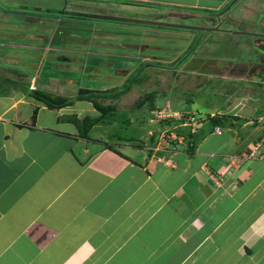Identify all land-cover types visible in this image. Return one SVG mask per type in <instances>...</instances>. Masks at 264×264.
Masks as SVG:
<instances>
[{"label": "crops", "instance_id": "obj_1", "mask_svg": "<svg viewBox=\"0 0 264 264\" xmlns=\"http://www.w3.org/2000/svg\"><path fill=\"white\" fill-rule=\"evenodd\" d=\"M2 14L3 21L9 16L29 22L35 36L44 34L40 25L57 22ZM108 27L95 36L103 37ZM51 31L53 26L46 34ZM177 33L190 39L189 49L195 35ZM13 34L0 38V264H264L263 66H246L247 76L222 72L228 82L213 87L219 97L213 105L193 101L181 113L170 100L151 103L148 120L127 122L160 142L145 148L113 136L118 106L107 118L92 102L78 100L80 90L104 97L117 86L99 82L66 93L76 84L74 75L90 72L84 80L99 79V69L65 70L72 75L63 69L56 76L49 66L36 86L31 80L39 61L1 51L16 39ZM76 35L70 32V41ZM85 42L91 45L94 36ZM15 47L16 40L9 48ZM176 50L174 62L182 52ZM126 73L122 85L132 70ZM20 81H26L23 89ZM131 89L125 85L114 95ZM48 96L73 103L54 109L43 101ZM114 97L99 103L113 106ZM136 102L126 110H142ZM158 113L165 119H154ZM188 115L196 123L185 126L181 116ZM101 116L107 123H100Z\"/></svg>", "mask_w": 264, "mask_h": 264}, {"label": "rangeland", "instance_id": "obj_2", "mask_svg": "<svg viewBox=\"0 0 264 264\" xmlns=\"http://www.w3.org/2000/svg\"><path fill=\"white\" fill-rule=\"evenodd\" d=\"M186 3L199 7H188L184 5ZM104 10L108 13L104 14ZM0 12L3 13L2 15H21L25 18L57 21L54 25H40L38 30L44 34L39 33L35 36L36 30L32 25H27L29 22L23 19L5 16L4 21L0 20V38L4 36L8 39L9 34L13 33L16 37L15 49L9 48L14 41L10 40L1 51L9 54V51L13 53L16 50V54L20 53L24 60L39 61L37 68L39 73L31 80L36 86L40 81L39 77H42L43 73L45 74L44 70L50 66L56 76L63 69L64 75H72L65 71L68 69H71L73 74L81 70L94 72L99 69L101 73L97 77L99 79L84 80L83 77L92 74L90 72L74 75L76 84L66 89V93L70 95H74L79 88H86L99 82L102 87L117 86L107 90V93L103 92L106 98L113 96L115 92H120L125 85L132 87L128 95L124 93L114 102L116 105L112 106L113 108L118 106L117 112L115 111L117 115L115 122L118 124L115 125L116 131L113 129L112 132L118 133L117 136L113 134L114 137L119 138L121 135L122 140L138 142L145 148L156 147L160 142H156L157 138L150 137L149 140V136L142 133V128L138 129L137 123H134L136 127L130 128L128 123L148 120L149 116L146 115L149 114L151 103L157 101V105L162 106L166 100H170L173 109L181 113H185L181 108L191 106L190 103L193 101L201 102L202 107L212 102L213 105L219 99L216 91H212L213 87L215 90L221 83L228 82L223 80L222 72L232 75L245 73L247 76L250 71L246 66L249 65L254 67L260 65L264 70V0H0ZM128 14L141 16L149 22L177 24L212 31H182L147 24L135 25L89 19L97 15L119 17ZM126 16L123 18H127ZM215 21L216 23H213ZM9 25H15V32L10 31ZM52 26L54 31L49 35L46 34L48 28ZM108 26H111V30L106 29L103 37L95 36L99 31L104 32L103 28ZM139 30L145 32L140 33ZM177 31L195 35V41L189 49L185 46L190 39L178 37L175 35L178 34ZM70 32L77 34L78 40L70 41ZM109 36L114 40H110ZM87 38L91 39V45L85 42ZM125 38H128L127 43ZM164 45H168L166 50L159 52L160 46ZM176 48L182 52L180 51L181 54L174 62L171 59L179 53ZM161 53L166 56V62L159 60ZM125 56H137V60L131 62L130 59L123 58ZM147 58L150 60L142 62ZM98 60L100 65L97 64ZM92 67H95V70H92ZM129 70H132L131 77L122 85ZM194 71L204 74V78L196 77ZM25 83L26 81H20L22 89ZM36 86V90H33L32 86L34 92L37 91ZM6 87L8 85L1 89ZM205 88L207 94L202 93ZM149 93H152V96ZM139 99L145 101L150 99V101L142 110H126ZM103 106L107 107L110 104ZM115 113L113 110L109 115L113 116ZM161 116V118L157 117L158 119L155 116L154 119L163 120L166 117L163 114ZM101 118L103 119V116ZM107 118L100 123H107ZM110 135L111 133L108 137Z\"/></svg>", "mask_w": 264, "mask_h": 264}, {"label": "trees", "instance_id": "obj_3", "mask_svg": "<svg viewBox=\"0 0 264 264\" xmlns=\"http://www.w3.org/2000/svg\"><path fill=\"white\" fill-rule=\"evenodd\" d=\"M128 89H131V87H128ZM80 92V94H81V96H79L78 97V100H81V99H86V100H88L89 102H92L93 104H94V106H95V108L101 113V115H105V116H107V115H109V113L111 112V111H113L115 108H113L112 106H101L100 105V103H99V99H101V98H106V96H100L99 94H94V93H92L91 92V95H87L86 96V94H89V92L88 91H86V90H80L79 91ZM86 92H88V93H86ZM124 93H126V91H122L121 93H118V94H116L115 95V97H114V100H119L123 95H124ZM149 95H151L152 96V94H149ZM114 96V95H113ZM155 96V95H154ZM110 97V96H109ZM109 97H107V98H109ZM43 99V98H42ZM43 101H45L51 108H56V109H62V108H64L65 106H67V105H69L70 103L72 104L73 102L72 101H67V100H65L64 98H60V97H53V96H48V97H46V99L45 100H43ZM148 101H150V99H148L147 101H145V100H138L136 103H135V105H136V107L137 108H143V107H145L146 106V104H147V102ZM33 120H36V112H35V114H34V117H33ZM91 123L92 124H94L95 123V120H92L91 121Z\"/></svg>", "mask_w": 264, "mask_h": 264}, {"label": "water", "instance_id": "obj_4", "mask_svg": "<svg viewBox=\"0 0 264 264\" xmlns=\"http://www.w3.org/2000/svg\"><path fill=\"white\" fill-rule=\"evenodd\" d=\"M86 17V16H81ZM140 17V16H139ZM88 18V17H86ZM92 19H98L102 21H109V22H118V23H134L139 25H152V26H159V27H165V28H174V29H185L190 31H202V28H195L190 26H184V25H177V24H165V23H156V22H149L148 20H145L144 18H123V17H115V16H107V15H97L89 17Z\"/></svg>", "mask_w": 264, "mask_h": 264}, {"label": "built area", "instance_id": "obj_5", "mask_svg": "<svg viewBox=\"0 0 264 264\" xmlns=\"http://www.w3.org/2000/svg\"><path fill=\"white\" fill-rule=\"evenodd\" d=\"M33 90H36L35 86H33ZM162 113H158L157 117L161 118ZM181 119H183V121H185V123H183L185 126H190L191 124L196 123V118L194 116H181ZM217 132L220 133V129H217ZM256 148L251 149L252 153L254 154Z\"/></svg>", "mask_w": 264, "mask_h": 264}, {"label": "flooded vegetation", "instance_id": "obj_6", "mask_svg": "<svg viewBox=\"0 0 264 264\" xmlns=\"http://www.w3.org/2000/svg\"><path fill=\"white\" fill-rule=\"evenodd\" d=\"M71 17H73V16H71ZM75 17H73V19H74ZM90 19V18H89ZM92 19V18H91ZM93 20V19H92ZM118 23V22H117ZM128 24H134V23H128ZM135 25H137V24H135ZM139 25V24H138Z\"/></svg>", "mask_w": 264, "mask_h": 264}]
</instances>
